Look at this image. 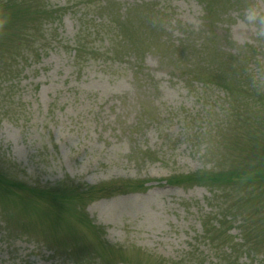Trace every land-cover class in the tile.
Instances as JSON below:
<instances>
[{
  "label": "rangeland",
  "instance_id": "rangeland-1",
  "mask_svg": "<svg viewBox=\"0 0 264 264\" xmlns=\"http://www.w3.org/2000/svg\"><path fill=\"white\" fill-rule=\"evenodd\" d=\"M19 1L0 0V49L32 32L0 51V194L76 200L62 222L0 202V264H264L259 0H36L33 29Z\"/></svg>",
  "mask_w": 264,
  "mask_h": 264
},
{
  "label": "trees",
  "instance_id": "trees-1",
  "mask_svg": "<svg viewBox=\"0 0 264 264\" xmlns=\"http://www.w3.org/2000/svg\"><path fill=\"white\" fill-rule=\"evenodd\" d=\"M20 4L22 5H25L26 6V9H27V12L28 11H33L31 8L34 7L35 11H36V17L33 18L31 20V29H33V26L34 25H37L38 27V20H39V17L38 15L40 14L39 12V6L36 2V0H20L19 1ZM41 10V9H40ZM43 11H48V10H45V9H42ZM57 15L56 12L54 11H51L50 13H47V16H46V20H51L53 19L55 16ZM6 21L9 20V17L5 18ZM6 21H4V23H7ZM129 19L125 22V21H121L120 22V28L121 30L123 29V26L127 23H129ZM25 23H29V18H26L25 19ZM26 24V25H27ZM14 28H12L11 30L9 31H13ZM32 35V32L31 30H26L24 31L23 33H21L20 35ZM18 33L13 36V37H8L9 38V41H7L6 39L3 40V47L0 49L1 50H4L7 48V46L9 45H17L18 44H21L18 36ZM26 47L29 45L28 41L25 40L24 41ZM182 53V52H180ZM227 61V60H225ZM259 175L261 177V180H264V173L262 172H259ZM5 178H3L4 180ZM2 180V181H3ZM19 185L16 184V183H12V181L8 182V183H4L2 184V191H1V194H0V202L3 203V205L5 206H10V205H23L27 211L25 212V214L30 210L31 212L37 207L36 206V203H35V200H43L45 199L46 201H50L52 202L55 207L53 209H56L58 211V215L56 217V221H63L64 220V214L66 216H69L68 213H71V210L68 208L73 201H75L76 199L74 198H66L67 196L65 195H57V191H53V192H49V193H38V192H35L34 195L31 197L30 196V192L32 190H27L25 189L24 187V196H19L17 195V193L14 191L15 189L16 190H19ZM78 203V202H77ZM57 206V208H56ZM40 211H36V213ZM50 212H52L50 210ZM37 215V214H36Z\"/></svg>",
  "mask_w": 264,
  "mask_h": 264
},
{
  "label": "clouds",
  "instance_id": "clouds-1",
  "mask_svg": "<svg viewBox=\"0 0 264 264\" xmlns=\"http://www.w3.org/2000/svg\"><path fill=\"white\" fill-rule=\"evenodd\" d=\"M251 8L252 14L247 19L264 27V0H259V3L253 4Z\"/></svg>",
  "mask_w": 264,
  "mask_h": 264
}]
</instances>
